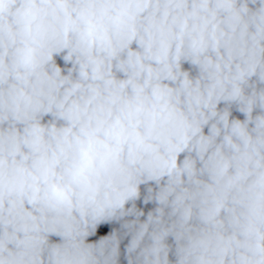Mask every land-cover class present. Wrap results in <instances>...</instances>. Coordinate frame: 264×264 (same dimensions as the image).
Masks as SVG:
<instances>
[{
  "label": "clouds",
  "instance_id": "obj_1",
  "mask_svg": "<svg viewBox=\"0 0 264 264\" xmlns=\"http://www.w3.org/2000/svg\"><path fill=\"white\" fill-rule=\"evenodd\" d=\"M0 264H264V0H0Z\"/></svg>",
  "mask_w": 264,
  "mask_h": 264
}]
</instances>
